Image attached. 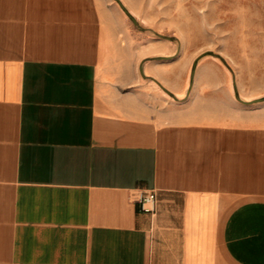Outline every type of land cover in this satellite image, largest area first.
<instances>
[{"label":"crops","instance_id":"1","mask_svg":"<svg viewBox=\"0 0 264 264\" xmlns=\"http://www.w3.org/2000/svg\"><path fill=\"white\" fill-rule=\"evenodd\" d=\"M108 2L0 0V264H264V100L164 97Z\"/></svg>","mask_w":264,"mask_h":264},{"label":"rangeland","instance_id":"2","mask_svg":"<svg viewBox=\"0 0 264 264\" xmlns=\"http://www.w3.org/2000/svg\"><path fill=\"white\" fill-rule=\"evenodd\" d=\"M108 1L134 60L159 67L164 79L146 80L164 97L225 100L215 87L228 85L245 101L264 100V0Z\"/></svg>","mask_w":264,"mask_h":264},{"label":"built area","instance_id":"3","mask_svg":"<svg viewBox=\"0 0 264 264\" xmlns=\"http://www.w3.org/2000/svg\"><path fill=\"white\" fill-rule=\"evenodd\" d=\"M158 196L155 190L142 191L137 194V203L143 212L154 214L157 208Z\"/></svg>","mask_w":264,"mask_h":264},{"label":"water","instance_id":"4","mask_svg":"<svg viewBox=\"0 0 264 264\" xmlns=\"http://www.w3.org/2000/svg\"><path fill=\"white\" fill-rule=\"evenodd\" d=\"M119 1V0H118ZM122 5V4H121ZM125 11H127V10H125Z\"/></svg>","mask_w":264,"mask_h":264}]
</instances>
